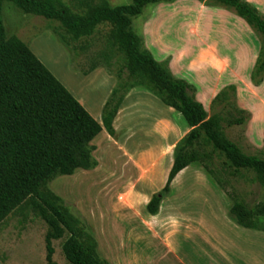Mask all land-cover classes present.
Instances as JSON below:
<instances>
[{"label": "rangeland", "instance_id": "374dc122", "mask_svg": "<svg viewBox=\"0 0 264 264\" xmlns=\"http://www.w3.org/2000/svg\"><path fill=\"white\" fill-rule=\"evenodd\" d=\"M59 1L73 11L129 3ZM245 1L264 17V0ZM1 20L6 37L22 40L95 120L101 122L106 101L116 105L114 134L103 128L87 144L96 166L56 176L47 185L93 237L100 260L264 264V230L239 226L229 212L235 201L249 207L264 201V188L252 172L235 173L214 156L208 162L211 174L201 164H191L173 179L168 193H161L176 148L190 128L153 93L127 88V71L108 24L74 39L59 22L25 14L7 2ZM131 30L140 37L141 49L190 85L207 116L220 119L227 139L243 153L264 158V69L257 71L264 55L262 35L232 9L211 0L147 6L132 19ZM240 117L242 124H228ZM153 195L161 201L150 215L146 204ZM47 229L26 200L0 223V264H47ZM64 239L51 243L57 264H69L61 250Z\"/></svg>", "mask_w": 264, "mask_h": 264}, {"label": "trees", "instance_id": "16d2710c", "mask_svg": "<svg viewBox=\"0 0 264 264\" xmlns=\"http://www.w3.org/2000/svg\"><path fill=\"white\" fill-rule=\"evenodd\" d=\"M171 1L174 0H129L114 7L103 4L90 11H73L59 0H0V223L29 200L32 213L48 228L47 264H57L52 260L51 243L64 236L61 250L69 264H108L98 258L96 242L80 220L47 185L56 176H69L76 169L96 166L87 144L102 127L108 135L114 134L116 105L110 106L106 101L101 124L98 123L22 40L15 35L6 37L1 20L4 2L25 14L59 22L74 39L93 35L100 24L112 28L115 49L122 56V69L127 71V88L143 87L153 93L164 105L180 113L190 128L176 148L161 193H168L176 175L191 164H201L211 174L208 162L214 156L222 157L235 173L252 172L264 188V158L243 153L227 139L220 129V119L208 117L190 85L174 77L149 51L141 49L140 37L131 30L132 19L144 8ZM211 1L232 9L264 38V17L252 4L245 0ZM258 62L257 71H261L264 55ZM243 121L240 117L228 124L239 125ZM203 145H210L211 150L203 149ZM160 201L159 195L150 198L146 204L150 215L157 213ZM229 212L239 226L264 230V201L253 207L235 201Z\"/></svg>", "mask_w": 264, "mask_h": 264}, {"label": "crops", "instance_id": "0c3cea01", "mask_svg": "<svg viewBox=\"0 0 264 264\" xmlns=\"http://www.w3.org/2000/svg\"><path fill=\"white\" fill-rule=\"evenodd\" d=\"M96 120H97L98 123L101 124V122L99 121V119H96ZM102 130H103V127H102ZM182 171H183V170H182ZM182 171L179 172L178 174L182 173ZM178 174H177V175H178ZM177 175H176V176H177ZM209 246H210V248L212 249V251H214V252L216 251V246H215V244H211V245H209ZM214 263H215V262H214ZM225 263H227V264H232L231 261H230V259H225Z\"/></svg>", "mask_w": 264, "mask_h": 264}]
</instances>
